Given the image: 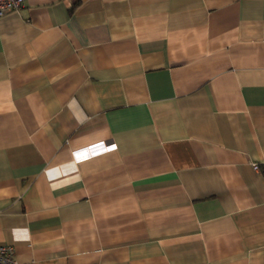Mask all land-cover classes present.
I'll return each instance as SVG.
<instances>
[{
	"label": "crops",
	"instance_id": "0c3cea01",
	"mask_svg": "<svg viewBox=\"0 0 264 264\" xmlns=\"http://www.w3.org/2000/svg\"><path fill=\"white\" fill-rule=\"evenodd\" d=\"M6 245L17 264H264V0L0 18Z\"/></svg>",
	"mask_w": 264,
	"mask_h": 264
},
{
	"label": "built area",
	"instance_id": "2783aa9c",
	"mask_svg": "<svg viewBox=\"0 0 264 264\" xmlns=\"http://www.w3.org/2000/svg\"><path fill=\"white\" fill-rule=\"evenodd\" d=\"M26 2L27 0H0V18L11 12H20ZM254 168L258 170L259 166L255 164ZM0 264H17L13 246H0Z\"/></svg>",
	"mask_w": 264,
	"mask_h": 264
}]
</instances>
